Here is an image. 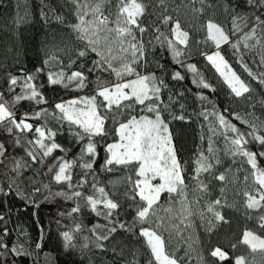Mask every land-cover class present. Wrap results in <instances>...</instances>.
Listing matches in <instances>:
<instances>
[{
  "label": "snow or ice",
  "instance_id": "1",
  "mask_svg": "<svg viewBox=\"0 0 264 264\" xmlns=\"http://www.w3.org/2000/svg\"><path fill=\"white\" fill-rule=\"evenodd\" d=\"M191 2L195 3L196 0ZM199 2L204 5L205 0ZM69 3L74 6L73 15L76 22L66 26L71 28L81 44L77 55L86 57L89 53H94L96 59L92 61V67L88 71L100 73L95 81H89L88 76L82 71H72L66 75L63 68L57 73L48 75L51 85H62L65 89L72 86L74 90L79 91L93 84L90 95L62 101L54 106L56 110L53 113L54 117L61 126L67 124L75 142L80 145L78 157L72 160L66 159L65 156L54 157L53 153L57 150L65 154L68 151L55 142L57 132L47 128L46 125L35 126L28 122L30 119L42 118L47 114V109H41L31 115L25 113L21 119H16L14 109L20 101L47 103L37 90V86L32 83L35 79L33 75H26L21 79L9 74V93L15 92L17 86L21 88V93L14 95L9 101L5 99L4 93L0 92V127H4L9 134L17 133L15 144L24 146L25 154L32 163L44 164L47 158H53V163L47 166L51 181L66 186L68 191L53 193L50 185L45 184L44 188L49 189V196L61 197L65 200L82 199L96 216L103 217L108 221V225H113L108 227L104 235L96 234L95 227L92 229L97 248H104L102 241L108 240L113 233H116L117 227L127 232H133V229L138 227V237L142 239L149 256L147 264H181L183 257L177 256L179 247L174 246L173 239L179 237L191 249L192 244L189 242L191 237L185 238L181 235L183 231L192 227L191 217L198 214L201 220L207 219L210 225L208 231L214 227L213 219L217 222L224 221V217L217 210L222 206L221 199L208 202L204 210L198 213L193 210V206L198 205L203 199V194L209 192V185L201 177L204 174L212 175L215 166L220 164L221 160L212 138L209 137L207 154L203 150L198 153L193 161L192 174L189 176L186 162H181L178 158L169 120L164 113L168 112L172 120L184 121L186 117L171 112L169 106L163 104L161 91L167 87L164 81L155 72L145 73L138 69L147 66L150 51L159 46L169 52L175 63L186 66L195 77H199L198 80L194 78L193 83H198L205 89L210 88L211 85L200 77L196 66L184 65L181 59L189 49L190 33L182 27L179 18L163 13L157 19L160 25L166 28V32L161 31V27L155 22L146 26L144 20L149 5L145 0H69ZM159 3L163 5L165 0H159ZM247 3L254 9L264 10V0H247ZM192 11L202 14L205 8L203 6L198 9L193 8ZM225 12L231 15V29H226L224 25L208 18L199 26L205 36L203 41L198 43H210L215 47L216 51L211 54L201 52V55L223 79L231 93L241 97L249 93L251 87L233 70L220 49L223 45H230L234 53H239L241 47L252 50L259 46L260 62L264 65V19L255 12L249 16L236 13L227 7ZM261 14L264 15V11ZM45 18H47L46 14ZM54 19L64 24L63 16L56 15ZM150 28L154 34L146 40L145 34ZM240 63L248 76L253 79L258 78L247 64L243 63L242 56ZM68 67H71V64ZM157 67L164 68L159 63ZM104 73H107V77L102 75ZM172 78L184 79L179 71H176ZM259 82L264 84V72L260 73ZM200 98L205 99L203 96ZM169 99L171 100V97ZM181 108L183 109V105ZM200 115L207 120L209 114L202 112ZM211 115L217 116L219 129L222 131H218L215 127L210 128V131L213 136H223L226 142L225 154L230 156L233 162L240 160L241 164L248 166L243 169L246 173L243 178L246 188L242 193L245 197V207L252 210L264 209V167L258 159L264 157V151L254 152L248 148L252 142L264 147V135L258 134L254 124H249L252 130L245 133L230 123L224 115L216 113ZM236 118L240 119L239 116ZM109 121L113 125L111 130L106 127ZM27 133L33 134L31 139L27 138ZM112 135L115 137L112 142L104 145L105 156L101 170L105 172L123 170L124 175L119 181L109 182L112 185L110 194L104 186H100L95 176L94 165L99 156L97 150L99 143ZM6 153L5 145L0 143V165H5V160L8 159ZM11 165L8 170L13 175L8 177L9 189L17 183L23 171L30 167L28 161L15 157L11 158ZM76 167L83 170V175L74 183L73 169ZM90 174H92V193L85 194L82 189L89 183L87 177ZM213 178L221 182L228 179L224 172L214 175ZM235 179L238 177L234 174L233 182ZM117 185H126L122 195L131 201L128 207L134 211L130 224L114 219L119 215L118 210L123 207L119 201L112 198L116 194ZM16 191L17 195L22 196L18 187ZM40 191L39 187L34 188L33 194ZM220 191L223 194L225 189L221 188ZM0 194L7 196L8 192L0 187ZM165 194L166 199L162 202L161 197ZM80 210L81 206L77 203L67 215L79 213ZM206 214H211V218ZM3 219L4 217L0 215V220ZM258 222L264 229V215L259 216ZM81 228L82 225L77 223L72 230L61 233L65 247H76L73 243L74 233L79 232ZM4 234H8L6 228ZM239 243L247 245L252 252L259 250L264 253V238L256 235L252 230H245ZM36 246L40 247L39 244ZM0 247H7L2 239H0ZM84 247H87V244ZM232 247L235 248L236 245ZM11 251L18 256L26 254L22 246L14 247ZM185 255H188L187 251ZM210 255L220 261L228 259V254L219 247L211 251ZM134 264L138 262L134 261ZM235 264H245V257H236Z\"/></svg>",
  "mask_w": 264,
  "mask_h": 264
},
{
  "label": "trees",
  "instance_id": "2",
  "mask_svg": "<svg viewBox=\"0 0 264 264\" xmlns=\"http://www.w3.org/2000/svg\"><path fill=\"white\" fill-rule=\"evenodd\" d=\"M145 2L149 5L144 20L146 26L155 22L161 27V31L166 32V28L160 25L157 19L162 13L181 20L182 27L189 31L191 37L187 54L181 58L183 64H194L200 77L211 85L210 88L205 89L198 83H193L194 78L198 80L199 77H195L186 66L175 63L169 52L166 49L162 50L159 46L150 51L147 66L138 69L145 73L155 72L167 85L161 91L163 104L168 105L171 112L177 115L183 114L186 117L184 121L172 120L168 112L164 113L169 120V128L173 133V143L177 149L178 158L181 162H186L187 172L191 176L193 161L201 150L207 154L209 137H211L221 160V163L215 166L212 175L204 174L201 177L209 185V192L203 194V199L198 205L193 206V210L198 213L204 210L208 202L221 199L222 206H219L217 210L224 217V221L217 222L213 219L214 227L208 231L210 225L207 219L201 220L198 214L193 215L191 217L192 227L181 233L185 238L191 237L189 242L192 247L189 249L187 243L179 237H174L173 244L179 247L176 254L178 257H183L181 264H235L238 256H244L245 262L248 263L264 264V253L259 250L252 252L247 245L239 243L245 230H252L256 235L264 238V229L258 222L259 216L264 215V209H247L245 197L242 195L246 188L243 179L246 173L243 169L248 166L241 164L240 160L233 162V159L225 154L226 142L223 136H213L210 131L213 127L222 131L219 129L217 116L211 115V113H216L224 115L241 132H250L252 129L249 128V124H254L258 134L264 135V84L259 82L260 73L264 72V65L260 62L261 50L259 46L252 50L241 47L239 53H234L230 45L221 47L220 51L224 58L251 87L249 93L236 97L201 55V52L210 54L216 51L215 47L210 43H198L203 41L205 36L199 26L208 18L224 25L226 29H231V15L225 12L226 7L236 13L249 16L255 12L261 15L262 19L264 15L261 13L264 10L254 9L247 3V0H205L204 5H201L199 0L195 3L191 0H165L163 5L159 3V0H145ZM202 6L205 8L202 14L192 11L193 8L198 9ZM73 11L74 6L69 3V0H0V92L4 93L5 99L11 101L14 95L21 93V88L17 86L15 92L9 93V74L21 79L26 75H33L35 79L32 83L37 86V90L47 103L20 101L14 109L16 119H21L25 113L31 115L41 109H47V114L42 118L30 119L28 122L35 126L46 125L47 128L55 130L57 132L55 142L68 151L65 154L57 150L53 156H65L68 160L78 157L80 145L75 142L67 124L61 126L58 123L53 115L56 111L54 106L56 103L74 97L90 95L93 84L79 91L74 90L72 86L65 89L62 85H51L48 75L57 73L62 68L66 75L72 71H82L88 76L89 81H95L96 76L100 75V73L88 71L92 67V61L96 59L94 53H89L86 57L77 55L81 44L71 28L66 26L76 22ZM56 15L64 17V24L54 19ZM153 34L150 28L145 34V39H149ZM241 56L243 63L247 64L248 68L256 74L257 79H253L245 72L240 63ZM158 63L164 68L157 67ZM69 64L71 67H68ZM38 69L42 71H37ZM176 71L181 73L183 80L172 78ZM102 75L107 77V73ZM201 96L205 99L202 100ZM202 112L209 114L207 120L200 115ZM237 116L240 119H237ZM106 127L111 130L112 122L109 121ZM16 135L17 133L9 134L4 127H0V143L5 145L8 157L5 160L7 167L0 165V187L8 192L7 196L0 194V215L4 217L0 220V239L3 244L7 245L6 248L0 247V254H3L0 256V264H134V261L138 264H147L149 256L142 239L138 237V227L134 228L133 232L117 227L116 233H113L108 240L102 241L104 248H97L92 226L95 224L109 227L113 225H108V221L103 217L96 216L82 199L65 200L61 197L49 196V189L44 188L45 184L50 185L53 193L61 190L68 191L66 186L57 185L51 181L47 166L53 163V158H47L44 164L32 163L25 154L24 146L15 144ZM26 136L31 139L33 134L27 133ZM114 138L112 135L99 143L97 149L99 156L94 165L95 176L100 186H104L110 194L112 185L109 182L119 181L124 175L123 170L115 172L101 170L105 156L104 145L112 142ZM248 148L254 152L264 151V147L256 142L250 143ZM12 157L23 158L28 161L30 167L23 171L17 183L9 189L8 177L13 174L8 169L12 166ZM258 159L264 167V157ZM238 169L240 170L237 171ZM221 172L228 177L225 182L213 178ZM234 174L238 179L233 182ZM82 175L81 168H74L73 182H77ZM87 179L89 183L82 191L85 194H91L92 174ZM17 187L22 196L17 195ZM37 187L41 191L33 194V189ZM221 188L225 189L223 194L220 191ZM125 190L126 185H117L116 194L112 197L123 205L118 210L119 215L114 219L130 224L134 211L128 207L131 201L122 195ZM46 196L49 198L45 199ZM165 199L166 194L161 197L162 202ZM77 203L81 206L80 212L73 213L71 216L67 215ZM62 213L64 215H61ZM206 215L211 218V214ZM77 223L82 225V228L74 233L73 243L76 247L67 248L61 233L72 230ZM5 228L8 231L7 235L4 234ZM177 241H179L178 245ZM37 244L40 247H37ZM85 244L87 247H84ZM20 246L26 253L25 255L18 256L11 251L12 248ZM217 247L228 254V259L220 261L210 255L211 251ZM186 251L188 255H185Z\"/></svg>",
  "mask_w": 264,
  "mask_h": 264
},
{
  "label": "rangeland",
  "instance_id": "3",
  "mask_svg": "<svg viewBox=\"0 0 264 264\" xmlns=\"http://www.w3.org/2000/svg\"><path fill=\"white\" fill-rule=\"evenodd\" d=\"M211 54V53H210ZM74 98H76V97H74ZM73 99V98H72ZM95 227V232H96V234H99V235H104V234H106L107 233V231H108V227L109 226H107L106 227V225H102V224H95V225H93L92 226V229ZM262 238V237H261ZM245 264H256V263H248V262H245Z\"/></svg>",
  "mask_w": 264,
  "mask_h": 264
}]
</instances>
